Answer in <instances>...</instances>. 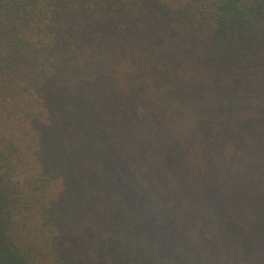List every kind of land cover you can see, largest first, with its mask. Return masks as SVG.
<instances>
[{
  "label": "trees",
  "instance_id": "1",
  "mask_svg": "<svg viewBox=\"0 0 264 264\" xmlns=\"http://www.w3.org/2000/svg\"><path fill=\"white\" fill-rule=\"evenodd\" d=\"M0 264H264V0H0Z\"/></svg>",
  "mask_w": 264,
  "mask_h": 264
}]
</instances>
